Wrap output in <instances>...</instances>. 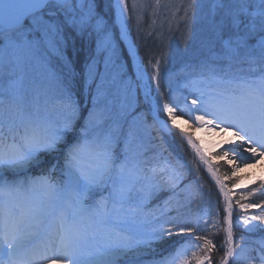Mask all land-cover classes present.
Wrapping results in <instances>:
<instances>
[{"label": "snow or ice", "instance_id": "1", "mask_svg": "<svg viewBox=\"0 0 264 264\" xmlns=\"http://www.w3.org/2000/svg\"><path fill=\"white\" fill-rule=\"evenodd\" d=\"M183 8L186 24L200 21L198 54L188 65L199 73L189 76L191 99L171 90L165 98L159 59L145 97L163 131L186 118L197 130L231 133L213 145L222 148L215 155L182 134L223 196L224 227L143 215L161 192L169 193L167 206L184 191V166L150 151L121 98L130 82L120 44L128 38L126 0H0V264H191L189 247L196 264H212V237L220 231V264H264V214H247L264 209V181L235 201L238 182L224 183L264 158V0H188ZM180 42L188 53L197 29L189 25ZM37 68L40 78L32 75ZM78 78L91 107L82 109L74 97ZM204 82L207 92L196 87ZM214 159L232 165L231 175L219 176ZM258 192L260 202L242 203ZM234 207L245 213L235 225ZM241 226L261 235L236 243L234 227ZM184 233L188 240L155 257L159 243Z\"/></svg>", "mask_w": 264, "mask_h": 264}, {"label": "rangeland", "instance_id": "2", "mask_svg": "<svg viewBox=\"0 0 264 264\" xmlns=\"http://www.w3.org/2000/svg\"><path fill=\"white\" fill-rule=\"evenodd\" d=\"M126 19V18H125ZM118 30V29H117ZM128 32V31H127ZM119 33V30H118ZM129 35V33H128ZM131 40V38H130ZM132 42V40H131ZM122 43L121 46H123V50L126 52L129 61L124 59L125 62V72H126V79L130 82L127 85L126 91L124 95H122V99L125 100V103L129 106V111L131 113L129 120L131 121L133 117H135V128L138 131V134L140 137H142L144 143L148 145L151 152H155L158 154H161L163 157L167 158L169 161H171L173 164L179 163L182 164L184 167L190 165L191 170L193 171V175H198L199 172H197V167H199V171L202 170L207 175L208 179L211 181L208 173L206 170H204L201 167V163L199 162L198 157L196 156V153L186 144L184 139L181 136V132L179 131V128L186 129L191 134H195L196 132H199L200 130H197L195 125L192 124V127L188 128L187 122H185L186 118H179L178 121V129H173L168 131H163L162 128L153 122V113L151 112V102L150 100L146 99L145 97V91H146V85L151 80V77L154 75V68L153 63L149 62L148 67H142L140 63H138L139 68V75L136 74L134 68H133V62L131 59V56L128 54V51L126 47L124 46V41H120ZM135 50L137 51V47L132 42ZM122 50V48H121ZM138 55V53H137ZM123 56V55H122ZM139 56V55H138ZM128 61V63H127ZM128 64L131 67L132 75H130L128 71ZM189 64H186V66L182 69L184 71L180 74V79L175 81L173 85L171 86V91L173 93V96L182 98L183 95H188L189 101L191 99V90H193V86L191 83H189V76H198L199 73L192 74L190 71L187 70ZM32 75L37 76L38 78L41 77V70L39 68L35 69L32 73ZM51 88H55V85H50ZM152 87V93L154 96H156L157 99H159L158 94L155 92V81L151 82ZM75 97V96H74ZM76 99V97H75ZM89 103L90 100H89ZM189 107L191 105L189 104ZM86 114V112H85ZM161 116L163 118H168L166 115H163L161 113ZM177 134V136L181 139L183 144L185 145V148L188 150L187 152H181L176 153L172 151V157H168L166 154H164L165 149H171L172 146L169 144V140L172 139L169 138V135L171 134ZM168 136V137H167ZM200 144L202 146H211L210 140H204L201 141ZM222 149L219 147H211L209 149V152H211L212 155H215L217 152L221 151ZM247 155V154H245ZM214 163V167L217 170V172L220 174L221 177L227 175H231L232 171V165H228L223 160H212ZM239 161H237L238 163ZM183 167V168H184ZM239 170L236 173V176L232 177V179H225V184L231 188V184H233V181L238 182L239 187L234 188L233 192L237 195L233 196V201L239 198V195H246L250 191L253 190H260V183L264 181V172L261 175V179L254 180L251 178V176L246 173ZM184 177L182 180V187L184 188V191L180 192L179 196L174 198L172 202L169 205H165V201L168 199L169 193L168 192H161L159 196L165 197V200H163L164 205H158L156 198H153L149 200L143 210V215L148 220H154L156 218H159L160 222H164L167 224L168 221L178 222V223H187L190 225H196L197 222H199V228L204 229V219H208L210 224L213 221H220L221 228L223 225V207H224V200L223 196L220 193L217 185L213 182H211L217 192V196L220 198V201L222 203V208L216 198H214L209 193H203V192H193V188L191 189L190 186L184 185ZM264 191V190H261ZM165 196H164V194ZM158 196V197H159ZM167 198V199H166ZM177 200H179V204H177ZM261 197L259 196V192L257 196L251 197L250 201H242V203L247 202H260ZM172 213H171V212ZM219 212V215L217 213ZM163 213V214H162ZM162 214V215H161ZM245 213L237 208L234 207L233 209V222L234 225L237 222V217L242 216ZM248 215L253 214H264V209L260 208H252L249 209L247 212ZM176 215V216H175ZM253 223H259V222H253ZM261 227H264V225H261ZM235 229V227H234ZM217 230L215 228H208V232H216ZM237 235H234V239L236 243H244V244H250L252 243V239H255L256 237L260 236L261 233H247L245 232L243 226H241L240 229H238ZM175 233V230H174ZM207 234V233H204ZM240 236H244L245 240L241 241L239 239ZM249 237H252V239H249ZM188 234H174L171 237H167L163 242L159 243L157 247V253L164 252L165 254L173 251L175 248L178 247V242H184L188 240ZM214 239V242L217 244L218 240L220 239V232L212 237ZM192 239L194 240V234L192 236ZM196 243H202L201 241H197ZM218 249V248H217ZM192 248L189 247L186 251V258L191 262V264H196L195 260L192 258ZM202 255V253H201ZM185 256H182L181 259H184Z\"/></svg>", "mask_w": 264, "mask_h": 264}, {"label": "trees", "instance_id": "3", "mask_svg": "<svg viewBox=\"0 0 264 264\" xmlns=\"http://www.w3.org/2000/svg\"><path fill=\"white\" fill-rule=\"evenodd\" d=\"M126 2L129 8L128 15L126 16V26L132 42L137 47L139 63L142 67H148L149 62L154 63L157 59L161 60V91L165 98H167L171 90L170 85H173L175 81L180 79V74L184 71L182 68L186 64L195 63L201 36L199 17L195 24L191 20L187 24L185 23L183 5L187 4L188 0H159V6H157V0H135L137 4L135 10L132 9L134 0H126ZM100 8L101 10H106L103 3H101ZM111 19L115 21L114 8L111 10ZM189 25L197 29V42L193 44L188 53H184V45L180 41L182 37L187 35ZM190 43L192 42L190 41ZM120 44L122 45V43ZM121 48L124 59L129 61L126 52L123 50V46ZM86 54V52L81 53L77 59L78 69L82 65ZM187 70L194 74L191 68L187 67ZM128 71L132 75L129 64ZM74 96L81 104L82 109L85 106L91 107V103H89L90 98L84 92L83 83L79 78L74 85ZM171 136L172 139L169 140V144L172 148L165 149L164 154L172 157V151L176 153H181L182 151L188 153V150L177 134L173 133L169 135V138ZM182 170L184 172V185L190 186L191 189L193 188V192L211 194L218 200L222 208L220 198L217 196L213 184L204 171L200 170L198 175H193L190 165L189 167H184ZM155 200L159 203L158 205H164L163 200H165V197L159 196ZM224 237V232L220 231V239L217 242L218 249L212 254V264H220V259L223 256V249L220 248V245L223 244Z\"/></svg>", "mask_w": 264, "mask_h": 264}, {"label": "bare ground", "instance_id": "4", "mask_svg": "<svg viewBox=\"0 0 264 264\" xmlns=\"http://www.w3.org/2000/svg\"><path fill=\"white\" fill-rule=\"evenodd\" d=\"M126 32H127V30H126ZM127 37H128L127 40L124 41V45H125V47H126L128 53H129V55L131 56V59H132V62H133V68H134L136 74L139 75L138 57L136 56V55H137V54H136V50H135V48H134V46H133V44H132V42H131V40H130V38H129L128 33H127ZM196 87L201 88V89H203L205 92H207V91L210 90L211 85H210L208 82H204V83L197 84ZM193 91H194V88H193V90H191V92H193ZM162 118H163V117H162ZM163 119H164V120H167L168 118H163ZM158 125H159V124H158ZM159 126H160V125H159ZM177 126H179V125H178V121H176L175 128H172V127H171V122H169V128H170V130L178 129ZM187 126H188V128L192 127V122H191V121H188V122H187ZM160 127H161V126H160ZM179 131L181 132V136H182V138H183V135H191V136L193 137V140L196 141V143H197L201 148L208 149L207 155H212L211 152H209V149H210L214 144H217V143L220 141V139H221V135H223V139H224V140H230V139H231V133H230V132L227 133V134H217V133H214V132H207V131H201V130H200L199 132H196L195 134H191V133H189L188 131H186V129H183L182 127L179 128ZM182 134H183V135H182ZM208 139H209L210 142H211V146H210V145L202 146V145L200 144L201 141L208 140ZM184 141H185L186 144H187V141H186V140H184ZM187 145H188V144H187ZM188 146H189V145H188ZM189 147H190V146H189ZM190 148H191V147H190ZM191 149H192V148H191ZM219 149H220V148H219ZM221 149H222V148H221ZM192 150H193V149H192ZM193 151H194V150H193ZM194 152H195V151H194ZM238 163H239V162H238ZM212 164H213V166H214L213 161H212ZM201 167H202L204 170H206V172L208 173L206 167H205L203 164H201ZM214 168H215V167H214ZM240 170L243 171V172L248 173V174L251 176L252 179H254V180H259V179H261V175H262V173L264 172V158H258L257 161H256L255 163H253V164H249L248 167H243V166H241V169H240ZM243 172H242V173H243ZM217 174L220 176V174H219L218 172H217ZM208 175H209L211 181H212L213 183L216 184V182H215V180L212 178L211 174L208 173ZM224 183H225V182H224ZM217 187H218V186H217ZM218 189H219V188H218ZM222 227H224V225H222ZM237 232H240V231H238L237 229H234V235H236ZM161 254H165V253H164V252H159V253L156 252V253H155V257H156V258H159V256H160ZM151 258H152L151 256L143 257L144 260H149V259H151ZM178 264H179V262H178Z\"/></svg>", "mask_w": 264, "mask_h": 264}]
</instances>
